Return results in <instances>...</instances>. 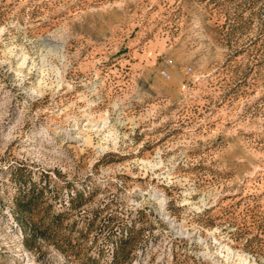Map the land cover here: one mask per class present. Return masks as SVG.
I'll use <instances>...</instances> for the list:
<instances>
[{"label":"rangeland","instance_id":"374dc122","mask_svg":"<svg viewBox=\"0 0 264 264\" xmlns=\"http://www.w3.org/2000/svg\"><path fill=\"white\" fill-rule=\"evenodd\" d=\"M0 264H264V0H0Z\"/></svg>","mask_w":264,"mask_h":264},{"label":"built area","instance_id":"2783aa9c","mask_svg":"<svg viewBox=\"0 0 264 264\" xmlns=\"http://www.w3.org/2000/svg\"><path fill=\"white\" fill-rule=\"evenodd\" d=\"M171 63V62H170ZM163 75L166 76V77H169V72L168 71H164L163 72Z\"/></svg>","mask_w":264,"mask_h":264},{"label":"trees","instance_id":"16d2710c","mask_svg":"<svg viewBox=\"0 0 264 264\" xmlns=\"http://www.w3.org/2000/svg\"><path fill=\"white\" fill-rule=\"evenodd\" d=\"M18 212H19L20 215H23V214H24V211H22L21 209H19ZM32 228H33V227H32ZM35 229H36V228H35Z\"/></svg>","mask_w":264,"mask_h":264}]
</instances>
